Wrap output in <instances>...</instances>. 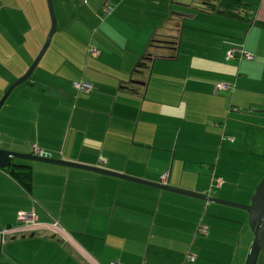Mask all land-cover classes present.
<instances>
[{
  "label": "crops",
  "instance_id": "crops-1",
  "mask_svg": "<svg viewBox=\"0 0 264 264\" xmlns=\"http://www.w3.org/2000/svg\"><path fill=\"white\" fill-rule=\"evenodd\" d=\"M45 1L0 0V99L45 43ZM129 1L132 36L111 24L85 56L69 47L65 24L57 30L0 109V149L151 184L167 174L170 188L250 204L253 158H264V0H239L255 6L249 22L221 15V0ZM80 82L92 86L88 95L76 91ZM13 164L29 167L32 180L26 191L0 170V252L39 248L48 264H233L246 233L247 217L233 208L84 170ZM20 212L36 225L19 226Z\"/></svg>",
  "mask_w": 264,
  "mask_h": 264
},
{
  "label": "rangeland",
  "instance_id": "rangeland-1",
  "mask_svg": "<svg viewBox=\"0 0 264 264\" xmlns=\"http://www.w3.org/2000/svg\"><path fill=\"white\" fill-rule=\"evenodd\" d=\"M85 1L86 0H63L62 2L61 0L60 3V0H52L53 11L56 19V33L51 48H53V44L59 38L60 33H58L57 35V30H61V26L63 24H65L66 28L68 29L66 37L71 44V46L69 45V47L73 50V52L75 50L76 54L80 53L83 56L87 54L88 45L91 44V42L98 39L105 40L107 37H109L110 31L107 28L111 24L113 25L114 29L117 32H120L123 36H132L133 31L130 30V12L127 11V8L130 7L129 0H87L88 3H86ZM192 1L196 4V1L199 0ZM46 10L48 13L47 5ZM92 11L96 12L97 16L91 13ZM110 11H113L114 13L110 14ZM48 19H50L49 13ZM103 23L105 24L101 27V30L95 34L98 27H100ZM85 26L88 28L85 29ZM76 57L77 56L75 55L74 58ZM21 85L17 86L16 88L20 87ZM253 159L256 160L254 162L255 165H260V172L256 175L260 183V181L264 178V158L261 159L258 157ZM16 161L20 163L29 162L24 160ZM225 208L227 210L231 209H228V207ZM231 210H234L233 212H237L240 217H247V214L244 211L237 209ZM252 237V232L246 223V233L241 238L240 247L235 255L233 264H244L251 245ZM7 252L10 254L8 255L10 258L8 259L15 264H48V257L46 256V252L44 250H39V248H1L0 253L2 257H5ZM257 264H264V260L261 256L259 257Z\"/></svg>",
  "mask_w": 264,
  "mask_h": 264
},
{
  "label": "water",
  "instance_id": "water-1",
  "mask_svg": "<svg viewBox=\"0 0 264 264\" xmlns=\"http://www.w3.org/2000/svg\"><path fill=\"white\" fill-rule=\"evenodd\" d=\"M46 5L50 17V30L45 40L43 47L41 48L40 52L36 56L35 60L32 62L31 66L27 70V72L19 78L16 82H14L0 99V109L9 97L10 93L13 91L14 88L17 86L26 83L30 78L34 70L37 68L40 60L42 59L43 55L47 51L48 47L50 46L52 37L56 33V19L53 11L52 0H46ZM264 112V111H260ZM14 160H24L29 162H38L44 164H51L56 166H62L67 168H74L89 172H94L100 175H105L109 177L118 178L121 180H125L128 182H133L136 184H141L145 186H149L152 188H156L159 190H163L166 192L183 195L191 198H195L207 203H212L220 206H226L229 208L237 209L246 212L247 214V225L252 232L253 240L248 250L246 259L244 264H257L259 257L261 256L264 260V178L260 181L259 185L255 188V193L250 200V204L248 205H239L215 198H211L210 196H202L197 194H192L180 190H176L170 188L167 185H159V184H151L148 182L140 181L137 179L129 178L123 176L121 174H116L112 172H108L106 170H102L99 168L89 167V166H82L79 164H74L65 161H57L51 160L47 158H43L40 156H36L34 154L22 155L16 154L8 151H4L0 149V170H4L10 167L13 164ZM0 264H15L9 259H2L0 254Z\"/></svg>",
  "mask_w": 264,
  "mask_h": 264
},
{
  "label": "trees",
  "instance_id": "trees-1",
  "mask_svg": "<svg viewBox=\"0 0 264 264\" xmlns=\"http://www.w3.org/2000/svg\"><path fill=\"white\" fill-rule=\"evenodd\" d=\"M217 10L226 18H238L247 20L249 22L254 16L255 6L246 4L239 0H221L219 5L217 6ZM169 45L170 44L167 42L153 41L151 44V48L158 49ZM149 56L150 55H148L147 57L150 58ZM2 171L10 176L20 186H22L24 190L28 191L32 180V172L29 167L12 164L10 167Z\"/></svg>",
  "mask_w": 264,
  "mask_h": 264
},
{
  "label": "built area",
  "instance_id": "built-area-1",
  "mask_svg": "<svg viewBox=\"0 0 264 264\" xmlns=\"http://www.w3.org/2000/svg\"><path fill=\"white\" fill-rule=\"evenodd\" d=\"M105 12H107V11H105ZM98 53H99L98 50H96L95 48H90L89 49V54L90 55H97ZM238 58L244 59V60H247V61H252L254 59V57L252 55L244 53L243 51L238 52ZM226 59L227 60L235 59V53L234 52H230L228 54V56L226 57ZM75 89H76L77 92H79L81 94L88 95L91 92V90H92V86L90 84H88V83L80 82V83L75 85ZM217 89H218V91H227L229 89V86L223 85V84H219V85H217ZM37 151L38 150L35 149V152H37ZM166 180H167V174L162 176L161 184L165 185L166 184ZM213 183H214V186L216 188H219L222 185V180L218 179V178H215L213 180ZM17 222H18L19 226L31 227V226L36 225V217H35L34 214H31V213L20 212V213L17 214ZM3 234H4L3 231L0 230V236H2ZM198 234H200V235L204 234V230H199ZM194 260H195V258L192 255L188 254L186 256V261L188 263H193Z\"/></svg>",
  "mask_w": 264,
  "mask_h": 264
}]
</instances>
